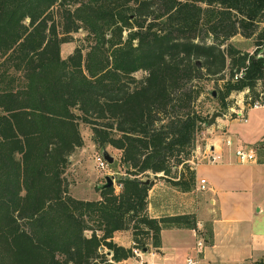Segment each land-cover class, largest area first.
<instances>
[{
  "label": "trees",
  "instance_id": "1",
  "mask_svg": "<svg viewBox=\"0 0 264 264\" xmlns=\"http://www.w3.org/2000/svg\"><path fill=\"white\" fill-rule=\"evenodd\" d=\"M79 30L86 50L63 58ZM236 34L252 53L228 42ZM263 47L264 0H0V264H119L133 248L159 249L163 229L196 228L193 213L150 216L144 181L195 188L188 161L210 116L197 101L257 98ZM226 68L211 98L200 81ZM81 123L124 168L119 190L92 200L74 197L66 175ZM121 230L131 246L113 240Z\"/></svg>",
  "mask_w": 264,
  "mask_h": 264
},
{
  "label": "crops",
  "instance_id": "2",
  "mask_svg": "<svg viewBox=\"0 0 264 264\" xmlns=\"http://www.w3.org/2000/svg\"><path fill=\"white\" fill-rule=\"evenodd\" d=\"M223 126V122L216 124ZM223 141L209 147V153L220 155L218 160L210 161L206 151L195 164L193 190L181 192L171 186L162 192L155 183L148 192L150 216L193 213L196 228L163 229L159 249L149 248L119 264H186L189 257L197 264H264V141L248 143L241 134L231 137V145ZM240 142L261 145L256 148V161L236 160L234 148ZM200 179L206 181L201 192ZM202 237L203 244L197 246ZM113 240L124 247L133 243L129 230L116 231Z\"/></svg>",
  "mask_w": 264,
  "mask_h": 264
},
{
  "label": "rangeland",
  "instance_id": "3",
  "mask_svg": "<svg viewBox=\"0 0 264 264\" xmlns=\"http://www.w3.org/2000/svg\"><path fill=\"white\" fill-rule=\"evenodd\" d=\"M85 31L79 30L72 33L73 39L69 42H64L61 44V56L63 58L67 57L73 49L80 45L85 51L88 46V42L85 39ZM253 39L245 37L241 34H236L235 36L229 39V43H232L235 47L239 48L242 51H254L255 47L253 46ZM260 52V51H259ZM136 78H141L144 73L142 71H137L133 74ZM229 69L226 68L220 75H216L211 79H203L200 81V85L207 91H214L216 96V90L223 86L226 79L229 78ZM205 94H202L197 101L198 108L203 115L212 114L214 112H222L223 117L217 118L216 122L210 126L202 128L196 134V141L194 150L191 152L188 164L194 168L197 161L199 162L202 159V155L208 152L210 144L215 142H221L224 139L226 143L227 139L231 140V137H237L239 134L243 138H246L248 143H256L259 141H264V108H251L246 112V121L243 119L232 120L231 109H236L238 106L242 105L244 94L243 91L232 92L226 99L225 103L227 104L226 108H221L218 103L210 98L204 97ZM210 94V97H215ZM210 117V116H209ZM223 124L226 126L216 127V124ZM80 132L83 137V145L75 150V152L69 157L70 163L66 169V175L70 182L71 194L74 197L79 199H96L99 197V187L105 182V176L113 177V186L115 190H119V185L117 184V178L123 175L124 168L120 163L121 151L113 148L112 146L100 147L98 146L93 137L92 130L88 124H80ZM262 144V143H261ZM238 145H243L238 144ZM250 146V145H249ZM261 146V145H260ZM260 146H251L253 147L256 157H258V151L256 148ZM199 149V150H198ZM106 150L109 155L113 157V162L107 164L106 167L101 168L98 165L97 157L102 156V152ZM199 152H198V151ZM197 156V157H196ZM179 169L181 166L178 167ZM149 178L153 180V184H157L156 189H159L162 192L171 190L170 183L155 177L152 173L149 174ZM202 191V190H198Z\"/></svg>",
  "mask_w": 264,
  "mask_h": 264
},
{
  "label": "built area",
  "instance_id": "4",
  "mask_svg": "<svg viewBox=\"0 0 264 264\" xmlns=\"http://www.w3.org/2000/svg\"><path fill=\"white\" fill-rule=\"evenodd\" d=\"M245 75L244 69H240L239 71H236L233 75V79L237 80L240 78H243ZM244 94V99L242 105L238 106L236 109H231L232 115L231 118H236V119H243L245 120V110L250 109V108H259L264 106V91L260 92L257 98H253V96L249 93V89H244L243 90ZM227 145H231L232 141L230 139L226 140ZM210 152V148L208 149V152ZM234 155L236 157V160L239 163H249L256 161V154L253 149V147L248 146V145H238L235 146L234 148ZM220 158L219 154H211L209 153V160L210 161H216ZM97 162L98 165L101 168H104L107 166V162L104 160L102 156L97 157ZM205 179H200L199 184L197 186L198 190H204L205 189ZM120 187V186H119ZM204 242L203 237L197 241V246H201ZM134 256H139L140 250L138 248H133L132 249ZM186 264H197V261L194 260L193 258L189 257L186 259Z\"/></svg>",
  "mask_w": 264,
  "mask_h": 264
},
{
  "label": "water",
  "instance_id": "5",
  "mask_svg": "<svg viewBox=\"0 0 264 264\" xmlns=\"http://www.w3.org/2000/svg\"><path fill=\"white\" fill-rule=\"evenodd\" d=\"M258 55L264 57V47L260 50ZM197 65H200L199 61H197ZM212 95L215 96V92L214 91H212ZM223 116H224V114L222 112H214V113H212L210 115V117L208 118L207 122L204 124V126L205 127L212 126L216 122L217 118H221ZM102 157L109 164H111L113 162V157L111 155H109V153L106 150H104L102 152ZM104 178H105V182L102 185H100V187H99L100 190L107 189L110 186H113V177L112 176L106 175ZM144 182L145 183L153 182V180L147 179Z\"/></svg>",
  "mask_w": 264,
  "mask_h": 264
}]
</instances>
